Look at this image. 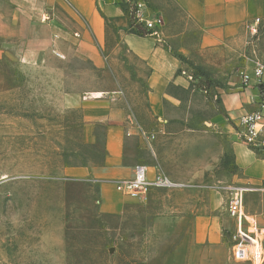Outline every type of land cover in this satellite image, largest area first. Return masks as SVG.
Returning a JSON list of instances; mask_svg holds the SVG:
<instances>
[{"label":"rangeland","instance_id":"1","mask_svg":"<svg viewBox=\"0 0 264 264\" xmlns=\"http://www.w3.org/2000/svg\"><path fill=\"white\" fill-rule=\"evenodd\" d=\"M135 1L163 46L183 57V84L168 86L160 121L147 111L146 67L121 46L104 49L100 66L75 53H37L30 62L0 54V264H223L221 251L189 252L187 241L209 203L218 214L227 210L234 132L223 127L230 119L220 95L264 59V23L256 35L200 55L198 27L179 0ZM101 97H115L131 114L136 139L128 157L151 174L158 166L178 186L140 198L116 189L120 211L101 210L99 185L86 170L102 156L107 125L85 117L82 106ZM91 125L92 143L85 139ZM244 206L264 221V191L246 194ZM225 245V264H250L241 248L230 256L232 234Z\"/></svg>","mask_w":264,"mask_h":264},{"label":"crops","instance_id":"2","mask_svg":"<svg viewBox=\"0 0 264 264\" xmlns=\"http://www.w3.org/2000/svg\"><path fill=\"white\" fill-rule=\"evenodd\" d=\"M121 1L0 0V54L17 53L22 62H30L27 56L37 53L42 56L75 53L100 66L104 49L109 51L121 46L146 67L147 111L160 121L165 118L164 100L168 86L183 82L179 74L180 62L163 46L159 34L139 36L128 31V18L119 5ZM179 1L187 17L198 27L200 55L215 50L222 52L226 46L243 40L248 34L247 22L259 18L260 23H264V0ZM262 91V86H244L235 82L227 92L221 93V106L230 119V122L223 123L226 131L234 132L236 119L256 108ZM82 106L89 120L106 122L104 164L86 172L99 185L101 210L118 212L123 198L116 192L115 184L132 178L134 166L138 164L136 159L128 157L129 144L136 139L131 114L115 97L86 99ZM85 132V139L95 142L94 125L85 128ZM229 138L233 165L229 172L231 185L248 188L245 195L259 191L264 186V156L240 142L235 133ZM72 172L85 173L82 168ZM226 198L228 202L229 195ZM208 208L209 214L196 216L192 221L191 241H187L189 252L194 248L210 252L219 250L225 259L227 235L236 233L237 237L249 238L253 222L264 225L254 213L247 215L243 210L242 215L232 217L227 210L218 214L215 212L217 207L210 203ZM238 250V246L231 245L230 256L233 257Z\"/></svg>","mask_w":264,"mask_h":264},{"label":"built area","instance_id":"3","mask_svg":"<svg viewBox=\"0 0 264 264\" xmlns=\"http://www.w3.org/2000/svg\"><path fill=\"white\" fill-rule=\"evenodd\" d=\"M135 16L145 27L153 30L155 34L154 22L146 16L144 5L136 3ZM260 19L255 18L247 22L245 28L251 36L256 35ZM241 83L244 86L254 84L264 87V59H256L250 72H241ZM256 108L242 113L235 121L234 133L237 139L245 144L248 148L255 151L256 149L264 151V91L260 94L256 103ZM141 134H145L142 130ZM150 136L147 134V137ZM150 137H153L152 135ZM149 166L145 164H137L134 166L132 178L119 181L115 184V188L130 196L131 198L144 197L151 188H172L178 186L167 175L157 170L150 175ZM248 188L232 187V194L228 198L227 212L230 216L236 217L243 214L244 195ZM259 190L264 191V186ZM250 237H237L236 233L232 234L234 246H238L242 256H246V260L250 264H263L264 259V225L253 222L250 230Z\"/></svg>","mask_w":264,"mask_h":264},{"label":"trees","instance_id":"4","mask_svg":"<svg viewBox=\"0 0 264 264\" xmlns=\"http://www.w3.org/2000/svg\"><path fill=\"white\" fill-rule=\"evenodd\" d=\"M119 5L128 18V31L130 33H133L139 36H146V35H150L153 33V30L146 28L144 23L140 22L135 16V10H136L135 0H122L119 3ZM173 55L179 60L183 58L180 55H175V54ZM102 144H103L102 156L100 158L97 157L98 159L94 158V163L96 164V166H100L104 164V161H105L106 148H105V136L104 135L102 139ZM255 152L260 156H264V151L262 150L256 149Z\"/></svg>","mask_w":264,"mask_h":264},{"label":"bare ground","instance_id":"5","mask_svg":"<svg viewBox=\"0 0 264 264\" xmlns=\"http://www.w3.org/2000/svg\"><path fill=\"white\" fill-rule=\"evenodd\" d=\"M102 93H100V92H92V93H90V97H97V96H99V95H101ZM89 95V94H88Z\"/></svg>","mask_w":264,"mask_h":264}]
</instances>
